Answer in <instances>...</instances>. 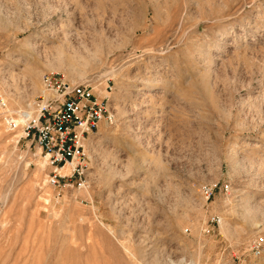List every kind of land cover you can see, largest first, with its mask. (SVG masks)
<instances>
[{
  "label": "rangeland",
  "instance_id": "1",
  "mask_svg": "<svg viewBox=\"0 0 264 264\" xmlns=\"http://www.w3.org/2000/svg\"><path fill=\"white\" fill-rule=\"evenodd\" d=\"M0 16V264H264V0H0ZM91 24L107 48L75 80L49 68L53 33L89 42ZM26 68L107 97L59 195L19 122L41 93Z\"/></svg>",
  "mask_w": 264,
  "mask_h": 264
},
{
  "label": "built area",
  "instance_id": "2",
  "mask_svg": "<svg viewBox=\"0 0 264 264\" xmlns=\"http://www.w3.org/2000/svg\"><path fill=\"white\" fill-rule=\"evenodd\" d=\"M41 84L43 91L33 100L34 116L25 121L24 131L45 159L47 184L59 195L72 178L80 179L88 169L86 141L110 118V111L107 97L98 99L89 80L75 82L44 74ZM0 106H6L1 97ZM5 121L10 129L16 128L15 119ZM64 166L69 167L67 172L62 171ZM209 192L204 190L206 196ZM256 242L255 253H259Z\"/></svg>",
  "mask_w": 264,
  "mask_h": 264
},
{
  "label": "bare ground",
  "instance_id": "3",
  "mask_svg": "<svg viewBox=\"0 0 264 264\" xmlns=\"http://www.w3.org/2000/svg\"><path fill=\"white\" fill-rule=\"evenodd\" d=\"M68 1V0H67ZM67 4V2H66ZM117 5V4H116ZM103 6V5H102ZM129 6V5H128ZM95 7V6H94ZM97 7V6H96ZM64 9H62L64 12H65V16L66 17H70V10L69 8H67V5L62 7ZM104 9V8H103ZM95 10V9H94ZM123 10V9H122ZM115 12V11H114ZM130 13V12H129ZM133 13V12H132ZM86 14H89V11L85 13V16ZM93 14V13H92ZM117 14V13H116ZM131 14V13H130ZM91 15V14H90ZM89 15V16H90ZM95 15L97 17H101L103 15V12L102 11H99V10H95ZM72 19V18H71ZM71 19H68V20H71ZM93 19V20H92ZM94 17L91 18L90 20L94 21ZM89 20V19H88ZM89 20V21H90ZM99 20V19H98ZM73 21V20H72ZM91 21V22H92ZM4 20L3 18L0 16V24L3 23ZM70 22V21H69ZM87 24V23H86ZM94 24V23H92ZM92 24L90 25L92 27ZM96 24V23H95ZM66 26V25H65ZM97 26V25H96ZM95 25H93V27H89L87 25L81 27V28H87L88 29V33L90 34V41L89 42H85L82 40L81 37H78L79 33H72V29H70L69 27H64L62 28L59 33H53V36L55 35L56 37H58L59 39V43H57L56 46H53L52 48H50V50H52L53 52H51L52 56L55 55V58L54 56L52 58H54L52 61L53 62H50L48 60L50 59H46L45 58V61H46V64L48 63L49 64V68L52 67V69L54 68V65H60L61 63L64 62V66H68V71H66V73L68 72L69 74V77L74 79V77L76 76H80V73L84 68L85 66L92 60L95 59L96 56H98L99 53H101L104 48L107 46V43L106 42H103L102 40H98L97 39V35L99 34H103L104 32V29L102 27V25H99V27L97 28ZM57 29V28H56ZM137 29V28H136ZM53 30V29H52ZM51 32V31H50ZM56 34H58L59 36H57ZM27 44L30 43L29 42H26ZM30 46H34V44H30ZM29 48V47H28ZM107 48V47H106ZM81 49L85 50L86 52H90L89 55H83L82 54V51ZM49 50V51H50ZM48 51V52H49ZM45 53V52H44ZM46 54H49L46 52ZM88 54V53H87ZM48 56V55H47ZM44 58V55L42 56ZM46 57V56H45ZM66 60V61H65ZM47 64V65H48ZM61 68V67H60ZM67 68V67H66ZM55 69V68H54ZM27 70V73H28V82L26 84V90L24 92H26V94L28 95H31L33 93H35L36 91L38 92H41L43 91V87L39 86L38 85V81L40 80V78L38 77V72H36L34 69H29V68H26ZM57 70V69H56ZM65 70V69H64ZM84 71V70H83ZM13 78V77H12ZM39 78V79H38ZM77 78V77H76ZM80 78V77H79ZM75 80V79H74ZM40 82V81H39ZM156 83L155 80H151V82L149 83V86H154ZM25 94V95H26ZM32 103V104H31ZM27 104V108L21 112L19 114V122H25L27 119H30V118H33V111L34 110V104H33V101ZM33 109V110H32ZM18 114V113H17ZM145 160V159H143ZM151 162L154 164L155 167L159 168L160 166V155L157 154L155 157L151 158L150 159ZM130 166V165H128ZM126 166V167H128ZM264 169V168H263ZM113 170V169H112ZM127 170V169H126ZM111 172V171H110ZM249 210V215L251 216V210ZM248 217V216H247ZM246 217V218H247ZM246 221V220H245ZM220 227L221 228H224V221L222 220V222H220ZM130 238V237H129ZM117 239V238H116ZM131 239V238H130ZM132 240V239H131ZM124 245V244H122ZM126 245V244H125ZM125 247V246H124ZM123 249V247H121ZM126 250L128 251L129 247H127L126 245ZM124 248V249H125ZM133 248V247H132ZM131 249V248H130ZM136 251V250H135ZM128 253L132 254V258H136L134 255L136 252H133V251H128ZM126 254V253H125ZM64 259V258H63ZM129 262V261H128ZM155 261L152 262V264H155L154 263ZM128 264H137L136 262L132 261V262H129Z\"/></svg>",
  "mask_w": 264,
  "mask_h": 264
}]
</instances>
